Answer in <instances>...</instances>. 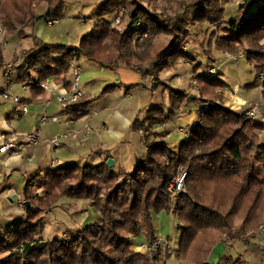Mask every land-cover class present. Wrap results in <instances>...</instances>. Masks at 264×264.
<instances>
[{
	"label": "trees",
	"instance_id": "1",
	"mask_svg": "<svg viewBox=\"0 0 264 264\" xmlns=\"http://www.w3.org/2000/svg\"><path fill=\"white\" fill-rule=\"evenodd\" d=\"M159 1L106 0L90 17L97 21L77 45H49L35 34L44 19L39 9L47 3V15L62 21L66 0H0L6 38L20 33L22 40L33 42L15 66L13 81L27 85L34 98L44 95L41 85L49 79L70 89V64L86 58L105 70L138 71L156 87L163 84V72H174L185 64H180V59L194 60L184 48L192 36L200 37L198 33L206 31L205 56L213 59L214 49L230 57L244 52L257 75L251 88L257 87L264 73V0L249 10L246 0L239 7L242 17L231 21H226L224 9V2L231 0H163V9ZM119 13L122 20L127 19L123 30L112 25ZM165 28L171 40L159 48L155 41ZM145 33L146 39L139 42ZM201 66L198 63L195 72ZM196 77L201 97L191 99L184 90L167 85L171 108L155 105L146 111L144 120L137 116L131 130L142 132L147 153L131 172H117L108 165L110 156H105L96 166L63 165L40 179H28L22 202L24 206L29 203V209H25L23 221L0 236V264H156L147 255L136 253L134 236H143L147 242L157 238L152 215L161 211L178 217L176 229L181 239L175 254L179 263L210 264L216 246L223 244L229 249L242 238V243L248 244L251 232L264 219V143L257 135L264 131V124L245 121L243 115L222 105L228 86L220 76L205 71ZM138 85L148 89L146 81ZM261 89L264 97V80ZM194 101L205 105L189 137H183L180 148L174 150L155 128L170 122L177 109ZM89 104L85 97L65 110L81 118ZM179 167L189 173L187 191L171 203L168 184ZM7 181L5 177L0 182V193L12 188ZM35 188L41 192L35 193L36 201L32 195ZM65 199L94 203L102 218L81 226L69 239L43 240L44 210ZM227 261L246 264L228 255L218 264Z\"/></svg>",
	"mask_w": 264,
	"mask_h": 264
},
{
	"label": "rangeland",
	"instance_id": "2",
	"mask_svg": "<svg viewBox=\"0 0 264 264\" xmlns=\"http://www.w3.org/2000/svg\"><path fill=\"white\" fill-rule=\"evenodd\" d=\"M102 1H104V0H66L67 8H66L65 18L61 21V23H60V20L57 19L58 23L52 27L45 25L47 31H50L53 34V36H59V34L62 33V37L64 34V38H65L64 39L65 41L63 40L62 42H64V43L67 42V45H77L81 39V36L84 33L88 32L92 28L91 24L93 25V23H95L97 21L95 18L94 19L92 18L89 22H86V21H84L85 18H83V17H91L94 13H96L97 10L103 5ZM142 1L147 3L149 0H142ZM184 1L188 2L190 0H184ZM232 1H234V0H231V2ZM244 2H246V0H244ZM227 3H230V1H227ZM235 3L241 5V0H235ZM224 4H225V2H224ZM230 4H231L230 9H232V11L234 13L236 6L234 3H230ZM165 5H166V3L164 1H162V2L159 1L160 8L166 7ZM47 8H48L47 3H44L40 7L39 15L41 17H45L47 15V12H46ZM251 9H253V8H251ZM123 12L124 11L122 10L121 14H123ZM118 15L119 16H117L116 18H118V17L122 18L120 13ZM227 15L229 16L228 12H227ZM82 21H84V23ZM42 23L45 24L44 20L42 21ZM121 23L122 24L118 25V26L113 25L114 28H117L119 30H123L125 28L126 23H127V19H125V20L121 19ZM213 28L214 27H212L211 29H213ZM206 29H208V27H206ZM66 33H68V34H66ZM205 33H206V31H202V33H198L201 35H200V37H197V38L192 36L193 40H190L188 46H186L184 48V50L187 49L188 52L191 53V56L193 57L194 60L180 59L179 63L180 64L185 63V64L180 66L179 69H177L174 72L173 71L163 72L161 75V77H162L161 79H162L163 84L160 83L158 86L153 87L155 82H153L150 79L149 80L143 79L141 74L137 75L138 79L142 78L143 82H145V81L147 82L148 89L146 88V90H150L149 93L152 95V98H150L147 91L146 92L144 91L145 90L144 86L138 85L139 83L136 85L137 87L132 86V83L134 84L136 79L135 78L127 79V77L125 76L124 73L125 72L126 73H135V72L131 71V70H126V69H121V70H109L108 69L107 73L121 71V76L123 75L122 80L124 83H126L127 86H123V89H117V91H116V87L113 88V86H116V83L113 84L114 82H112L111 83L112 85H108V84H103V83L99 82L97 85L98 90H97V93L95 94V89H93L95 84H92V82H94L95 80L99 81L101 79L100 77L97 78V75H95V73H98L101 71V68L96 63L89 61L86 58H82L79 60L80 61L79 66L81 68V77H80V81H79V89L82 93H90L91 95L93 94L92 96L105 95L107 93H110L111 90H114V94L116 93V94H120L122 96V95H124V92L127 89H132L134 92V95H133L134 96L133 97V103L134 104H136L138 101L140 102V100L143 102V104L149 103L150 99L152 100V103L150 105H148L146 110L139 113V118L141 120H144L147 116L146 111L152 106L163 105L166 108H171L170 93H169V91H167L165 89L164 86H167V85L170 87L176 86V87H174V89H177V90H179L180 88H184L185 89L184 91L188 95H190L191 99L201 97L200 87H199V83L197 81L196 76L198 73L206 71V73H208L209 75L220 76V79L226 83V86H228V87H226L224 94H223L224 101L222 102V105L225 108H228V106H230L231 102L233 103V101H231V99H233V97H236L237 100L240 102H245L244 100H246L244 107L235 109V112H237L240 115H243L245 121L258 122V120H259L264 124V115L261 113V108H260V103H259V101H261V97L264 98L262 96V91H261L262 90L261 89V82L264 80V73H262L260 75V77H259L260 81L258 80L257 87L251 88L252 84L256 81V76H257L256 71L254 70V68H252L250 66V64L248 62H247V65H243V66L240 64H237L240 62V61H237L238 60L237 57H239L240 55H243L244 52H242L240 55H234V56L230 57V56L223 54V53H220L219 51H216L214 49V51H215L213 53L214 57H213V59H209V57L205 56V50H204V47H202V45L207 46L206 43L203 44V41L206 42L205 40L208 37L207 34H205ZM19 35H20V33L19 34L16 33L15 40L12 41L14 44L13 43L11 44V47H12L11 52H10L11 55L7 57L6 53H4L5 50L1 46V43L3 41H6V42L9 41L11 38L10 39L6 38L5 32L3 31L2 20L0 19V49H2L3 55L5 56L6 61L11 60L13 55H18V54L22 58V56L25 54V51L32 48V46H33L32 40L31 39L22 40ZM208 35H209V32H208ZM144 39H146V38L145 37L141 38V35L139 36V42H142ZM170 40H171V36L169 35V29L165 28L163 34H161L160 37L155 41V44L157 46H159V48H160V47L167 45L170 42ZM56 41H57V39H56ZM201 47H202V49H201ZM14 50H17V51H16V53L13 54ZM201 51H202V53L200 54ZM243 57L247 61V56L243 55ZM0 60H2V58ZM198 63H202V66H201V69L198 70V72H195L194 68L196 65H198ZM91 65H93L95 68H93ZM249 67H251V68H249ZM0 73H1L0 77H3L2 75H4V69L1 67H0ZM173 73H179L181 76L180 79L176 82H171V75ZM69 75H70V71H69ZM124 79H126V81ZM49 80L54 81V79H49ZM116 80H117V78H116ZM238 84L241 85L240 91H236V86ZM58 85L59 84H57V86ZM105 85H107V86H105ZM229 87H232V89H229ZM71 88L70 89L66 88V89H67V91L70 92ZM135 88H137V89L135 90ZM108 91H110V92H108ZM83 98H85L84 95L82 97H80L76 102L80 101ZM234 101H236V100L234 99ZM57 102H59L58 99H57ZM256 102H258V103H256ZM217 103H219V102L217 101ZM248 103H251V104L247 105ZM203 105H205V104H203L202 102L194 101L193 104H191L189 107L187 106V108L177 109L176 110L177 116H175L170 122L156 126L155 130L156 131L157 130L162 131V137L167 138L170 148H172L174 150H178L181 146L180 142L183 139V137L184 138L189 137L190 129H191V127L194 126V124L196 123V120H198L199 114H200L201 110L203 109ZM206 109L210 110V107L208 106V108H206ZM231 110H232V108H231ZM251 110L256 111V114L258 117V119L256 121L251 120L247 116V112H249ZM28 112H30V111H28ZM43 116L46 117L45 113L43 114ZM51 119L52 118L47 117V121L45 123H42V118H41L40 123H39V127L43 128L47 123H49L51 121ZM262 119H263V121H262ZM172 121H174V122L172 123ZM170 123H172V125L170 126V133L169 132L167 133L166 130H167V127ZM180 126L182 128H180ZM178 127H179V129H178ZM138 133L142 134L141 131H139ZM257 135H258V141L260 143H264V131H258ZM57 137H59V136H57ZM60 139H61V136H60ZM85 158L86 159H84V161L81 163V166H83V164L85 162L86 163L84 165H88V166H96V164H98V163H96L97 162L96 155H90V156L85 157ZM139 160H142V159H139ZM130 163L131 162L129 159L128 161L124 162V165H129ZM136 163H137V161L134 163V165L132 167H128V168L127 167L122 168L120 165H115L113 167H115L117 172H119V171L131 172L134 169V166ZM184 175H186V177L184 178V189H183L181 194H185L187 191L186 182H187L189 173L183 167H179L175 170L172 177L170 178L168 188H169V185L171 184V182L173 180L180 179ZM38 179H40V178H38ZM35 193L41 194V192L38 191L36 188L33 189L32 195H33L34 200L36 201V200H38V198H36ZM168 193H169V190H168ZM169 200L171 203L174 202L170 199V196H169ZM62 202H60L61 206H58V204H57L50 209L44 210V214H45V216H44V230H43V233L41 235V238L43 240H49V239H53V238L69 239L72 236V233H75L79 229H81V226H83L85 224L87 225L88 223L96 222L102 218L100 212H98L94 208V203L90 204L87 201L81 202L82 203L81 207L86 208L88 210V214H89L87 216H83L82 211H84V212L86 211L83 209L82 210L78 209V212L76 214L74 213V215L73 214L69 215L66 212V210H69V209H66V207L64 209V206H69L68 205L69 203L66 202V200H64ZM21 207H22V209L26 208L24 205H21ZM55 219H56V223H58V224H54ZM152 221H153V226H154V230L156 233V237L162 238L163 240L169 239L171 241L172 245L174 246V248L177 249L178 244L180 243V239H181V234H180L179 230L176 229V226L179 224L178 223L179 222L178 217L174 216L172 214H169L166 211H161L159 213L154 212L152 215ZM235 224H237V223H235ZM251 233H254V234H253V236H252V238L248 244L242 243L244 241V238H242L241 239L242 241H238V242L234 243L235 245L232 248L229 247V249H226V246L223 244L216 246L212 255H211L210 264H218L220 262V259L224 258L226 255L232 257L233 259L238 258L239 260L246 262V264H260L261 260L264 259V219L260 222L258 229L253 230ZM141 234H143V232ZM134 237H135V239L137 238V242L140 244L147 243V240L142 236H137V237L134 236ZM260 238H262V239H260ZM254 239H257L259 241L256 242V241H254ZM150 242H152V241H150ZM254 243L256 245L255 247H257V249L259 247L260 252H261L260 253L261 256H259L258 259L252 257V253H251L252 250L251 249L248 250L249 247L252 248ZM229 245H231V242H229ZM136 247L134 248L136 253H139L141 255H145V254L139 252L140 248H138L139 250H137ZM255 249H254V251H257ZM239 253H242V254L240 255ZM167 256H168L167 264H183V263L178 262L175 253H173L170 258H169V255H167ZM152 260L155 261V259H152ZM225 263L239 264V263H235L234 261H227Z\"/></svg>",
	"mask_w": 264,
	"mask_h": 264
},
{
	"label": "crops",
	"instance_id": "3",
	"mask_svg": "<svg viewBox=\"0 0 264 264\" xmlns=\"http://www.w3.org/2000/svg\"><path fill=\"white\" fill-rule=\"evenodd\" d=\"M105 1L106 0L102 1V4ZM160 1L162 2L163 0ZM259 1L260 0H248L247 9L256 8V3ZM230 3H234L236 6L234 13L232 9H230ZM230 3L225 2L224 4L225 19L231 21L236 16L242 17V11L239 10L240 4H236L235 0L232 2L230 1ZM83 18H85L86 22L91 20L90 17ZM35 34L41 41L49 45L67 44V42H62L65 39L64 34L63 37L62 33L59 34V36H53L50 31H47L45 24L42 22L36 27ZM14 40L15 36L8 41L10 49L4 51L6 56L10 53L12 49L11 44ZM201 53L202 51L200 54ZM237 58V61H240L237 64L242 66L247 65V61L242 55ZM2 59H5L4 55ZM79 64L80 61H78V65ZM91 66L95 68L93 65ZM134 72L135 73H124L127 79H136L135 83H132V86H136L143 81L142 78H137V75L140 73L138 71ZM95 75H97V78H101L99 81L95 80L92 82V84H95L93 88L95 89V94L97 93V85L99 82L108 85H112V82H114L113 84L116 83V91L117 89H123V86H127L122 80L123 75L121 76V71L107 73V70L101 68V71L95 73ZM2 76L3 77H0V146H2L5 139L13 141L14 135L18 136V140H21L20 136L34 132H40L42 142L37 146L19 149L17 153H0V182L6 177L8 178L6 184H13L12 188H8L6 191L0 193V236L6 233L11 226L26 218V208L22 209L21 205L23 204V191L28 179L44 177L50 170H54L63 165L81 166V163L86 159L85 157L90 155H96V163L98 164L105 156H110V159L114 161V166L120 165L122 168L132 167L136 161L145 158L147 150L143 144L141 134L132 132L131 129L139 113L146 110L148 105L152 103L151 99L149 103L143 104L140 100V102L138 101L134 104V92L132 89H127L122 96L120 94H114V91L105 95L96 96H92L93 94L91 95L90 93H83L90 101V104L86 116L75 118L67 113L62 104L57 102V92L51 90L53 84L57 86L53 80H48L43 83L48 85L50 90L44 89V95L37 98L32 96L27 85L18 84L13 81L11 86L8 87L9 91L14 96L20 97L27 105L28 111H30L26 116L14 118L12 116L14 108L13 102L4 101L1 96L2 91L7 88L5 77L4 75ZM180 77L179 73H173L171 75V82L178 81ZM124 80L126 81V79ZM58 87L63 88V85L60 84ZM172 87L174 88L176 86ZM240 88L241 85L238 84L236 86V91H240ZM136 89L137 88H135V90ZM180 89L185 90L184 88ZM229 89H232V87H229ZM144 91H147L150 98H152V95L149 93L150 90L145 89ZM234 99L236 101H234ZM231 101H233V103L231 102L228 108H232L233 111L238 108H243L246 102V100H244L245 102H240L236 97H233ZM259 103L261 113L264 115V98L261 97ZM250 104L251 103H248L247 105ZM44 113L48 118H52L53 120L51 119V121L42 128L39 127V123L40 119L44 117ZM258 122L261 121L258 120ZM172 123L168 125L166 130L167 133H170V126ZM180 128L182 127L180 126ZM57 136H61V139L59 138L60 145L57 149H53L50 145V141ZM180 143L182 145L183 141ZM99 151H101V155L96 154V152ZM129 159L131 163L129 165H124V162ZM65 200L69 203V206H64V209L65 207L69 209L66 210L69 215L76 214L78 209L86 210L85 212L82 211L83 216L89 215L88 210L81 207V201ZM58 206H61V203H59ZM54 224H58L56 223V219ZM254 241L257 242L259 240L254 239ZM139 244L136 238V245L138 246ZM255 246L254 243L252 248L249 247L248 250L251 249L252 257L258 259L259 256H261V252L259 247L257 249ZM254 249L257 251H254ZM239 254L241 255L242 253Z\"/></svg>",
	"mask_w": 264,
	"mask_h": 264
},
{
	"label": "built area",
	"instance_id": "4",
	"mask_svg": "<svg viewBox=\"0 0 264 264\" xmlns=\"http://www.w3.org/2000/svg\"><path fill=\"white\" fill-rule=\"evenodd\" d=\"M244 3V0H241V4ZM44 23L45 25L52 27L58 23L57 19L50 18L48 16L44 17ZM85 21V20H84ZM84 21H82L84 23ZM121 18L118 17L115 20H113L112 25H121ZM140 21L137 23V26L140 27ZM142 38L147 37V33L143 34L141 36ZM1 46L4 48V50L10 49L8 41H3L1 43ZM17 50L13 51V54L16 53ZM11 52V51H10ZM10 56L11 54H7ZM7 56V57H8ZM21 61V56L13 55L11 60L6 61V59L0 60V67L4 69V77L6 81V89L2 91L1 96L4 101H12L14 104V108L12 111V116L14 118H20L22 116L28 115V108L27 105L21 100L20 97L14 96L9 91L8 87L11 86L13 82V74H14V68L15 66ZM70 77H71V90L70 92L67 91L66 87L63 85V88H59L58 86H55L53 84L52 91L57 92V99L60 104L63 105V107H67L69 104L75 103L80 97L83 96V93L79 89V81L81 77V68L78 65L76 61H73L70 64ZM41 87L45 90H50L49 86L46 84H42ZM247 116L253 120L256 121L258 119L256 111L251 110L247 112ZM47 121V116L42 117V123H45ZM17 135H14L13 141L5 139V141L2 143V146H0V153H17L19 149H24L25 147L29 146H37L42 142V137L40 132H34V133H28L23 136H20L21 140H18ZM60 137H55L50 141V145L53 147V149H57L60 145ZM21 141V142H20ZM186 175H184L180 179L173 180L171 184L169 185V196L172 201H176L177 197L182 193L184 189V178ZM23 205V204H22ZM140 248V250L138 249ZM137 250L139 252L147 255L148 257L155 259L157 264H166L168 260V256L171 257L173 253H175V248L172 245L171 241L163 240L162 238H155L152 242L142 243L137 246ZM225 264H232V263H225Z\"/></svg>",
	"mask_w": 264,
	"mask_h": 264
},
{
	"label": "water",
	"instance_id": "5",
	"mask_svg": "<svg viewBox=\"0 0 264 264\" xmlns=\"http://www.w3.org/2000/svg\"><path fill=\"white\" fill-rule=\"evenodd\" d=\"M108 165L110 167H113L114 166V161L112 159H109L108 160ZM25 207H26V210H28L29 209V203H25Z\"/></svg>",
	"mask_w": 264,
	"mask_h": 264
},
{
	"label": "bare ground",
	"instance_id": "6",
	"mask_svg": "<svg viewBox=\"0 0 264 264\" xmlns=\"http://www.w3.org/2000/svg\"><path fill=\"white\" fill-rule=\"evenodd\" d=\"M40 32V31H39ZM39 35V34H38ZM39 36H41V35H39Z\"/></svg>",
	"mask_w": 264,
	"mask_h": 264
}]
</instances>
